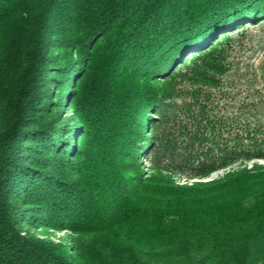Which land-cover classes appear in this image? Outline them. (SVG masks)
I'll list each match as a JSON object with an SVG mask.
<instances>
[{"label":"trees","instance_id":"trees-1","mask_svg":"<svg viewBox=\"0 0 264 264\" xmlns=\"http://www.w3.org/2000/svg\"><path fill=\"white\" fill-rule=\"evenodd\" d=\"M262 16L264 0H0V264H264V169L199 182L264 159V124L225 103L233 38L216 39ZM57 49L83 66L62 72L81 73L78 150L45 120ZM29 228L69 231L70 254Z\"/></svg>","mask_w":264,"mask_h":264},{"label":"rangeland","instance_id":"rangeland-1","mask_svg":"<svg viewBox=\"0 0 264 264\" xmlns=\"http://www.w3.org/2000/svg\"><path fill=\"white\" fill-rule=\"evenodd\" d=\"M228 37H232L233 41L226 48L228 65L226 67L229 71L221 78V84L230 97V99H226L225 103L226 105L233 106L234 111L237 108L238 110L242 108L241 111H246L245 114H247V117L249 116L248 118L252 123L261 122L264 124V16L256 18L251 24H243L239 29L229 32L228 35H218L216 37L217 44L223 43ZM52 53L54 54L55 61V67L53 68L56 69L49 68L47 70L49 73L46 76H50L47 80V92L49 96L58 99L51 98L53 104H57V106L52 108L51 111H47L45 120L48 121L57 114L58 124H60L59 128L62 130L56 139H64L66 144L70 145V148L78 150L77 131L82 127L83 123L77 120L73 96L77 92L78 78L81 75V73H77L78 67L80 66L81 70L83 66L78 65L79 58L76 57L77 53L74 50L57 49ZM195 57L196 55L191 53L185 54L181 59L182 64L175 66L173 70L182 69ZM57 59L58 61L56 62ZM68 63L70 65L73 64V66L78 65V67L66 77L62 72L64 66ZM66 78L67 81H65ZM189 87L187 83H183L181 90L187 91ZM177 101H180V99H177ZM148 127L147 125L145 131L147 136H149V132H147ZM131 151H133V148H131ZM139 159L143 177L147 178V176L154 175L155 172L147 170L149 163L145 166L146 160L141 154L139 155ZM66 160L76 163L72 158ZM253 169H257L258 171L264 169V159L252 160L217 171L210 175L209 178L202 179L199 182L217 181L228 173ZM163 174L165 173L163 172ZM170 179L176 185H190V183L184 181L183 177L175 176L173 179ZM19 207H25L23 202H20ZM29 231L40 238H46L51 242L60 244L64 251L70 254L71 245L69 242H72L73 235L69 231L58 232V230L51 228H29Z\"/></svg>","mask_w":264,"mask_h":264}]
</instances>
